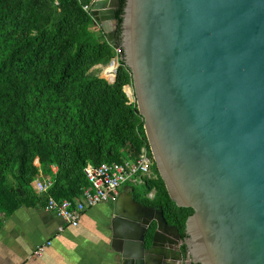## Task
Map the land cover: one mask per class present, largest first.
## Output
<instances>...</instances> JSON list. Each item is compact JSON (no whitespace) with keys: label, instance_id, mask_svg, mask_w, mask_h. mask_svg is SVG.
<instances>
[{"label":"water","instance_id":"water-1","mask_svg":"<svg viewBox=\"0 0 264 264\" xmlns=\"http://www.w3.org/2000/svg\"><path fill=\"white\" fill-rule=\"evenodd\" d=\"M119 6L91 7L111 46ZM117 47L168 195L193 210L182 240L124 186L111 205L121 264H264V0H125Z\"/></svg>","mask_w":264,"mask_h":264},{"label":"trees","instance_id":"trees-1","mask_svg":"<svg viewBox=\"0 0 264 264\" xmlns=\"http://www.w3.org/2000/svg\"><path fill=\"white\" fill-rule=\"evenodd\" d=\"M91 1L0 0V215L45 206L46 195L30 187L40 173L53 179L51 196L71 200L89 187L85 166L122 162L146 147L154 177L144 180L141 191L132 186L135 200L160 207L186 240L193 210L170 199L156 169L135 98L130 101L123 90L132 85L129 69L120 61L113 84L96 70L114 52L82 8ZM124 5L120 0L115 12L117 46ZM151 192L153 198H147ZM155 229L153 222L146 247ZM180 249L186 257V245Z\"/></svg>","mask_w":264,"mask_h":264},{"label":"crops","instance_id":"crops-1","mask_svg":"<svg viewBox=\"0 0 264 264\" xmlns=\"http://www.w3.org/2000/svg\"><path fill=\"white\" fill-rule=\"evenodd\" d=\"M111 205L87 208L76 227L44 206H21L10 215L1 214L0 264H121L112 242ZM47 243L43 255L36 257L37 248Z\"/></svg>","mask_w":264,"mask_h":264},{"label":"built area","instance_id":"built-area-1","mask_svg":"<svg viewBox=\"0 0 264 264\" xmlns=\"http://www.w3.org/2000/svg\"><path fill=\"white\" fill-rule=\"evenodd\" d=\"M81 1V0H78ZM95 0L89 4L82 5L85 12L91 15V7ZM92 17V16H91ZM93 20V17H92ZM99 30V26H95ZM114 57L107 66H100L101 75L108 84H113L116 77V71L121 60L120 50L116 46H112ZM111 65V68L108 66ZM35 166H39L36 159ZM152 160L146 147H143L137 156L127 154L122 162L102 163L100 165H87L83 169V173L88 180L89 187L82 190V194L78 198L71 200H56L50 195V189L53 186V179L43 176L41 173L38 178L34 179L30 187L35 194H44L47 197L45 209L59 216L63 222L71 227H76L79 223L82 213L87 209L94 207L100 203H112L116 200L119 189L127 183H142L145 179H151L154 174L151 170ZM56 167L52 166L53 174L56 173ZM149 198H153L154 193H150ZM62 229L59 228V232ZM47 243L37 248L34 252L36 257L43 255Z\"/></svg>","mask_w":264,"mask_h":264},{"label":"rangeland","instance_id":"rangeland-1","mask_svg":"<svg viewBox=\"0 0 264 264\" xmlns=\"http://www.w3.org/2000/svg\"><path fill=\"white\" fill-rule=\"evenodd\" d=\"M101 30V29H100ZM100 30L98 28H96V32H100ZM96 70L98 71L99 75H101V69L97 66L96 67ZM126 88H128L130 90V93L127 94L128 96V99L130 101H133L134 100V94H133V87L132 85L131 86H127ZM124 90V89H123ZM126 92V91H125ZM151 170L153 171V165L151 166ZM143 184L142 183H127V184H124L120 189L119 191L124 187V186H133L134 188H136V190L138 191H141L142 190V186ZM153 193V192H152ZM149 195V194H148ZM147 198H149V196H147Z\"/></svg>","mask_w":264,"mask_h":264},{"label":"bare ground","instance_id":"bare-ground-1","mask_svg":"<svg viewBox=\"0 0 264 264\" xmlns=\"http://www.w3.org/2000/svg\"><path fill=\"white\" fill-rule=\"evenodd\" d=\"M124 90L126 91L127 94L130 93V90L128 88L124 87Z\"/></svg>","mask_w":264,"mask_h":264},{"label":"flooded vegetation","instance_id":"flooded-vegetation-1","mask_svg":"<svg viewBox=\"0 0 264 264\" xmlns=\"http://www.w3.org/2000/svg\"><path fill=\"white\" fill-rule=\"evenodd\" d=\"M117 10V9H116ZM181 247V246H180Z\"/></svg>","mask_w":264,"mask_h":264}]
</instances>
